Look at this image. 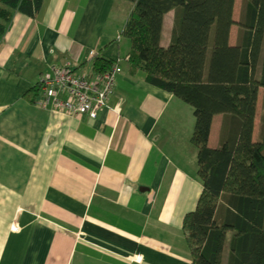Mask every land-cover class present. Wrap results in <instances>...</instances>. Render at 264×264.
Returning a JSON list of instances; mask_svg holds the SVG:
<instances>
[{
	"label": "crops",
	"instance_id": "0c3cea01",
	"mask_svg": "<svg viewBox=\"0 0 264 264\" xmlns=\"http://www.w3.org/2000/svg\"><path fill=\"white\" fill-rule=\"evenodd\" d=\"M242 3L235 0V21ZM131 9L128 0H45L36 16L16 12L0 39V264H191L183 221L203 190L194 108L130 70L122 31ZM175 13L164 16V47ZM238 36L234 24L230 45ZM91 50L122 66L96 118L41 107V88L35 101L26 96L68 60L94 72ZM263 99L261 87L254 140ZM224 118L213 117L212 148L222 142Z\"/></svg>",
	"mask_w": 264,
	"mask_h": 264
},
{
	"label": "trees",
	"instance_id": "16d2710c",
	"mask_svg": "<svg viewBox=\"0 0 264 264\" xmlns=\"http://www.w3.org/2000/svg\"><path fill=\"white\" fill-rule=\"evenodd\" d=\"M44 1L0 0V39L16 12L36 16ZM128 1L132 9L122 35L131 42L124 58L130 70L144 71L150 83L194 108L191 140L203 190L183 221L191 264H222L230 233L228 264H264V99L260 136L253 138L264 88V0H243L239 21L233 17L235 0ZM172 9L173 37L164 47L163 20ZM234 24L238 42L230 45ZM114 62L96 56L93 71L104 72ZM39 91L40 84L26 96L35 101ZM218 113L225 114L222 142L212 148L208 140Z\"/></svg>",
	"mask_w": 264,
	"mask_h": 264
},
{
	"label": "built area",
	"instance_id": "2783aa9c",
	"mask_svg": "<svg viewBox=\"0 0 264 264\" xmlns=\"http://www.w3.org/2000/svg\"><path fill=\"white\" fill-rule=\"evenodd\" d=\"M90 58L97 56L91 50ZM122 72L120 60L104 72H79L72 61L53 66L51 71L40 78L41 97L37 101L43 108H52L76 115H88L96 118L98 112L107 105V99L114 93L118 75ZM12 229L17 230L16 225ZM133 260L141 262L142 255Z\"/></svg>",
	"mask_w": 264,
	"mask_h": 264
}]
</instances>
